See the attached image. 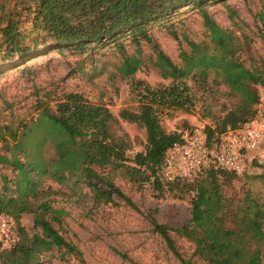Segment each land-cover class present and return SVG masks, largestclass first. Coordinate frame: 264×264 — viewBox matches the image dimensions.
Returning <instances> with one entry per match:
<instances>
[{"label":"trees","instance_id":"16d2710c","mask_svg":"<svg viewBox=\"0 0 264 264\" xmlns=\"http://www.w3.org/2000/svg\"><path fill=\"white\" fill-rule=\"evenodd\" d=\"M226 1L0 0V75L24 57L48 49L83 52L96 45L110 44L120 49L122 36L129 37L132 43L151 42L150 24L167 20L181 7H194L201 13L209 43L187 40L189 50L179 51L184 74L201 95H211L213 85L224 84L223 95L235 99L230 108L222 106L226 109L223 116L212 113L208 102L204 104L203 115L211 119V124H205L207 138L216 139L220 133L253 116L259 87L264 86V58L255 60L249 53L247 36L240 37L222 28L208 13V4ZM226 6L234 20L236 12ZM171 34L177 38L176 32ZM244 53L249 54L244 56ZM118 70L123 78L130 80L138 98L135 109L121 108L118 116L145 131L143 149L132 157L127 153L128 141L112 130L118 119L105 104L90 102L80 92H61L54 98L53 107L48 101L39 102L37 115L29 121L20 120L15 125L2 123L0 119V142L4 150L0 153V163L15 171V178H5L2 186L0 215L12 219L20 236L16 244L0 252V262L43 264L42 255L56 252L62 259L73 258L83 263L82 252L63 227L65 212L52 208L46 201L36 203L32 198L38 195L39 176L49 173L61 180L65 172L71 175L79 172L88 178L95 203L110 202L114 194L136 207L130 197L96 170L111 166L131 181L140 184L150 181L159 192L190 193V218L185 223L168 226L149 215L153 230L163 237L182 264H191L192 258L201 264H264V208L253 201L247 210L249 215L234 221L226 206L223 185L239 173L210 164L191 179L166 181L160 175L159 166L166 148L182 140L192 127L168 132L161 125V113L166 108L190 111L197 99L192 87L181 100L163 104L152 100L149 90L142 89V80L134 79L137 65L133 60L122 55ZM211 74L213 79L209 82ZM48 146L53 148V154L46 159L43 151ZM9 180L14 185L11 193ZM23 213L33 214L36 230L32 234L20 222ZM170 232L191 243V257L182 256Z\"/></svg>","mask_w":264,"mask_h":264},{"label":"rangeland","instance_id":"374dc122","mask_svg":"<svg viewBox=\"0 0 264 264\" xmlns=\"http://www.w3.org/2000/svg\"><path fill=\"white\" fill-rule=\"evenodd\" d=\"M227 4L236 12L234 20L230 18ZM207 10L222 28L240 37L247 36L248 50L255 60L264 58V0H227L226 3L208 4ZM148 30L151 42L132 43L129 37L122 36L119 38L120 49L116 44L96 45L83 52L48 49L42 54L24 57L17 65L6 68L0 75L1 122L17 125L20 120L29 121L37 115L39 102L48 101L53 107L54 98L61 92H80L90 102L105 104L110 109L118 119L112 130L128 141L127 153L132 157L143 149L145 131L118 116L121 108L135 109L138 106L130 80L123 78L118 70L122 55L136 63L134 79L144 82L142 89L149 90L152 100L173 103L181 100L189 87L196 93L197 99L190 111L163 110L161 125L166 131L185 130L199 122L211 124L210 117L203 115L205 102L211 105L212 113L223 116L226 109L222 106L230 108L235 101L223 95L226 86L213 85L211 95H201L192 80L185 76L179 57L180 49L189 50L187 40L209 43L201 13L194 7L184 6L167 20L150 24ZM171 31L176 32L177 38ZM212 79L213 74L209 82ZM0 153H4L1 142ZM43 153L47 159L52 156L53 148L45 147ZM96 170L130 197L136 207L114 194L110 202L95 203L88 178L79 172L76 175L65 172L61 180L49 173L39 176L38 195L32 200L36 203L46 201L52 208L65 212L62 224L66 235L84 258L80 263L50 252L41 256L43 264H182L163 237L153 230L149 215L168 226L185 223L190 218V193L178 190L159 192L150 181L141 184L131 181L111 166ZM14 175L13 169L0 163V192L5 178L13 179ZM7 185L11 193L14 185L10 180ZM223 190L227 209L234 221L249 215L247 210L253 201L264 208V144L250 154L245 171L237 174L229 184H224ZM20 222L29 234L35 232L32 213H23ZM262 227L264 231V221ZM170 233L182 256L191 257V243L174 232ZM191 264L201 262L192 258Z\"/></svg>","mask_w":264,"mask_h":264},{"label":"built area","instance_id":"2783aa9c","mask_svg":"<svg viewBox=\"0 0 264 264\" xmlns=\"http://www.w3.org/2000/svg\"><path fill=\"white\" fill-rule=\"evenodd\" d=\"M253 116L241 125L208 140L205 124L196 123L182 140L169 145L159 166L166 181L191 179L202 167L213 164L242 173L252 152L264 144V86L258 90ZM20 236L12 219L0 215V252L16 244Z\"/></svg>","mask_w":264,"mask_h":264}]
</instances>
